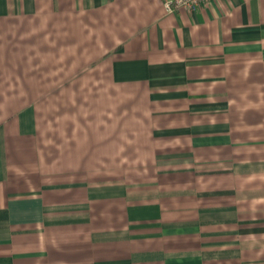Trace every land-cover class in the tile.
<instances>
[{
    "label": "crops",
    "instance_id": "0c3cea01",
    "mask_svg": "<svg viewBox=\"0 0 264 264\" xmlns=\"http://www.w3.org/2000/svg\"><path fill=\"white\" fill-rule=\"evenodd\" d=\"M0 264H264V0H0Z\"/></svg>",
    "mask_w": 264,
    "mask_h": 264
},
{
    "label": "built area",
    "instance_id": "2783aa9c",
    "mask_svg": "<svg viewBox=\"0 0 264 264\" xmlns=\"http://www.w3.org/2000/svg\"><path fill=\"white\" fill-rule=\"evenodd\" d=\"M212 1L216 0H163V8L168 14H172L177 11H183L190 14L202 5H206Z\"/></svg>",
    "mask_w": 264,
    "mask_h": 264
}]
</instances>
